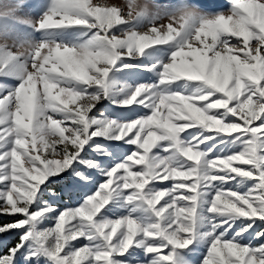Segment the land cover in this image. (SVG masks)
<instances>
[{
  "label": "snow or ice",
  "instance_id": "snow-or-ice-1",
  "mask_svg": "<svg viewBox=\"0 0 264 264\" xmlns=\"http://www.w3.org/2000/svg\"><path fill=\"white\" fill-rule=\"evenodd\" d=\"M0 264H264V0H0Z\"/></svg>",
  "mask_w": 264,
  "mask_h": 264
},
{
  "label": "rangeland",
  "instance_id": "rangeland-1",
  "mask_svg": "<svg viewBox=\"0 0 264 264\" xmlns=\"http://www.w3.org/2000/svg\"><path fill=\"white\" fill-rule=\"evenodd\" d=\"M157 2L163 4L165 2V0H157ZM125 11H127V8H125ZM241 191H243V189H241ZM47 226H51V225L49 224Z\"/></svg>",
  "mask_w": 264,
  "mask_h": 264
}]
</instances>
